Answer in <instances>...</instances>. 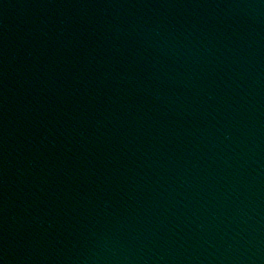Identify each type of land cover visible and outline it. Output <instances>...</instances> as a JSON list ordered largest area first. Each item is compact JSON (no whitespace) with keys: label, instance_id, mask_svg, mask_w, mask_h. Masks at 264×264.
Returning a JSON list of instances; mask_svg holds the SVG:
<instances>
[{"label":"water","instance_id":"1","mask_svg":"<svg viewBox=\"0 0 264 264\" xmlns=\"http://www.w3.org/2000/svg\"><path fill=\"white\" fill-rule=\"evenodd\" d=\"M0 264H264V0H0Z\"/></svg>","mask_w":264,"mask_h":264}]
</instances>
